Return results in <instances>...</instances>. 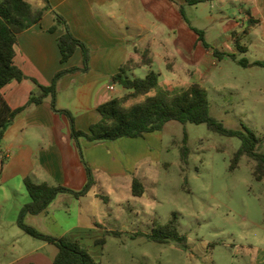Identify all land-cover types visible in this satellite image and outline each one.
I'll return each instance as SVG.
<instances>
[{
	"label": "rangeland",
	"instance_id": "1",
	"mask_svg": "<svg viewBox=\"0 0 264 264\" xmlns=\"http://www.w3.org/2000/svg\"><path fill=\"white\" fill-rule=\"evenodd\" d=\"M32 1L35 7L42 3ZM234 8L228 4V9ZM186 10L188 25L208 29L207 41L216 47L212 29L219 15L217 5L201 4ZM248 45L249 51L237 52L228 60L219 58L216 66L214 61L218 57L213 52L205 58L204 67L197 70L198 76L194 62L184 64L175 69L176 77L179 84L199 77V83L208 92L211 116L229 129H241L245 125L262 139L259 150L264 151V67L254 64L264 60V46L253 37ZM242 59L249 61L247 67L239 64ZM150 70L159 73L162 87L168 88L171 74L166 64L159 61L151 68L136 69L129 76L144 78ZM126 92L118 85L112 96L121 97ZM185 135L190 149L186 165L182 162ZM125 140L133 142L124 146L125 152L113 144L112 154L117 158L111 167L114 173L94 172L96 185L81 198L82 202L76 199L69 202L71 218L64 219L65 224L72 225L94 218L101 220L106 228L121 233L119 237L100 235L99 239L105 238L101 245H82L97 262L264 264V180L255 179V162L247 156L236 169H231L242 144L239 138L218 134L206 124L171 121L162 132ZM133 177L140 179L145 187L142 197H133L121 187L125 178L129 181ZM18 201L11 204L5 219L0 217V241L3 237L9 243L20 240L16 234L19 231L36 243L27 245L28 249H34L45 242L20 232L16 225ZM174 215L177 233L184 238L181 242L162 228ZM152 234L166 235L168 242L151 240ZM4 248H0V263L17 257Z\"/></svg>",
	"mask_w": 264,
	"mask_h": 264
},
{
	"label": "crops",
	"instance_id": "2",
	"mask_svg": "<svg viewBox=\"0 0 264 264\" xmlns=\"http://www.w3.org/2000/svg\"><path fill=\"white\" fill-rule=\"evenodd\" d=\"M49 1L51 9L45 12L43 19L18 35L14 60L27 79L12 81L2 89L3 97L11 109L25 106L33 93L40 95L38 84L49 85L54 75L61 69L83 65L81 49H77L67 62H61L58 37L63 31L61 29L49 31L54 25L53 11L67 20L72 33L90 49L89 71L68 74L59 81L57 87L58 108L70 110L80 130L87 131L92 124L100 121L98 107L113 98L112 93L119 85L113 77L124 64L130 61L140 63L145 56L152 60V64L134 70L151 68L156 61L164 63L171 74L168 88L181 89L190 83H199V77L179 84L175 69L194 62L196 71L200 70L205 65V58L213 54V50L205 49L199 41L198 34L182 16L181 5L185 6L187 15L186 9L189 6L185 4L186 0ZM31 2L33 3L32 0ZM209 3L216 4L219 11L214 20L215 27L212 29L216 47L207 41L210 31L203 30L207 43L213 48L236 55L237 52L249 51L248 43L251 37L254 40L258 39L260 45L264 46V0H215L201 4ZM228 4H233L235 8L231 11ZM40 7H44L43 1L35 8ZM225 57L227 60L230 58ZM219 60L217 58L214 61L215 66ZM173 63L176 65L174 68L171 66ZM196 71L195 75L198 76L199 71ZM111 86H114V89H110ZM175 86L179 88H174ZM125 139L101 143L81 139L85 159L93 173L102 172L109 175L114 173L111 167L117 158L112 154L113 144H117L119 149L124 151V146L133 144L132 141ZM26 177H30L36 183L47 182L53 186L62 185L77 191L83 189L87 183V170L71 138L69 123L52 110L50 98H46L40 104L29 106L5 131L0 150L2 219H5L11 204L16 200H19L18 218L21 208L31 201L25 187ZM134 178L136 177L129 181L125 178L121 187L130 192L131 196L137 197L132 192ZM117 187L119 188V185ZM71 196L73 195L68 193L59 194L45 212L27 215L25 223L44 234L65 237L83 246H86V243L97 245L100 235L114 230L106 228L101 220L94 218L84 220L89 222L65 224L64 219L71 218L69 202L73 199L80 201L86 197L78 199ZM62 202L65 207L61 206ZM18 228L20 232H24L19 226ZM16 234L20 240L9 243L3 237L0 248L8 247L17 254V257L0 264H53L59 251L56 245L42 240L45 243L39 247L28 249V244L36 243L23 237L19 231Z\"/></svg>",
	"mask_w": 264,
	"mask_h": 264
},
{
	"label": "trees",
	"instance_id": "3",
	"mask_svg": "<svg viewBox=\"0 0 264 264\" xmlns=\"http://www.w3.org/2000/svg\"><path fill=\"white\" fill-rule=\"evenodd\" d=\"M44 7L35 8L31 0H3L0 1V150L1 143L5 136L7 127L15 118L29 106L40 104L46 98H50L52 110L67 119L69 123L71 138L76 145L81 160L87 170V183L81 190H73L68 187L53 186L47 182L36 183L30 177H26L25 187L29 193L31 201L25 204L19 214L18 226L33 238L44 240L56 245L59 249L53 264H100L78 242L70 241L65 237H54L38 231L36 228L25 223L27 215H38L45 212L55 198L61 193H68L76 198L86 196L96 185V179L92 168L85 159L81 139L92 143L114 142L123 138H143L148 134L162 132L167 123L178 121L182 124H206L208 128L218 134L237 137L242 141L241 147L235 153L231 169H236L240 160L247 156L254 162V177L257 181L264 180V151L259 150L262 139L245 125L241 129L226 128L221 121L211 116L210 100L206 88L200 83H190L181 89H169L161 87L160 74L151 70L144 78H131L129 72L143 65L150 66L152 60L145 56L141 62L130 61L124 64L119 72L113 77L114 81L124 87L128 92L121 97H115L104 102L98 107L101 114L99 122L92 124L89 129L80 130L77 128L74 114L68 109H60L57 105V87L59 81L68 74L76 72L86 73L90 69V49L71 31L67 20L58 12L53 11L54 25L49 29L55 32L59 29L63 34L58 37V45L61 52V62H67L76 52L81 49L83 53V65L61 69L58 71L49 85L38 84L41 94L33 93L28 103L20 108L11 109L5 101L2 89L12 81H22L27 79L24 72L15 64V54L18 35L23 31L38 24L44 17L45 12L51 9L49 0H42ZM176 2V0H171ZM215 0H186L188 6H196L201 3ZM180 12L188 21L185 6H180ZM199 36V41L207 50H213L218 58L225 56L233 57L229 53L213 48L205 39L203 30L192 28ZM244 52H247L245 50ZM241 66L247 67L249 61L242 59ZM255 65L264 67V60H257ZM155 91L154 94H151ZM143 98L142 100H139ZM130 104L129 101L136 100ZM187 135L184 137L182 147V162L188 163L190 149L187 146ZM132 192L134 196L142 197L145 194V187L142 181L134 178L132 181ZM174 219L162 227L174 236L179 242L184 239L179 237ZM106 235L121 236L119 231H106ZM149 238L158 242H168L166 235H150ZM105 238L97 241V244H104Z\"/></svg>",
	"mask_w": 264,
	"mask_h": 264
},
{
	"label": "built area",
	"instance_id": "4",
	"mask_svg": "<svg viewBox=\"0 0 264 264\" xmlns=\"http://www.w3.org/2000/svg\"><path fill=\"white\" fill-rule=\"evenodd\" d=\"M110 89H114V86H111Z\"/></svg>",
	"mask_w": 264,
	"mask_h": 264
}]
</instances>
